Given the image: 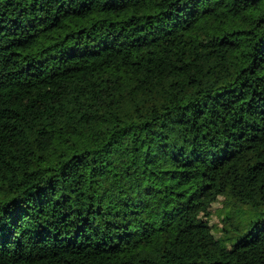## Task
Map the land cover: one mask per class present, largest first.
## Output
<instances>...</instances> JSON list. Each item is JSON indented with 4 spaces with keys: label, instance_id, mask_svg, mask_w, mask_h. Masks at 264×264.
<instances>
[{
    "label": "trees",
    "instance_id": "trees-1",
    "mask_svg": "<svg viewBox=\"0 0 264 264\" xmlns=\"http://www.w3.org/2000/svg\"><path fill=\"white\" fill-rule=\"evenodd\" d=\"M0 264H264V0H0Z\"/></svg>",
    "mask_w": 264,
    "mask_h": 264
},
{
    "label": "rangeland",
    "instance_id": "rangeland-1",
    "mask_svg": "<svg viewBox=\"0 0 264 264\" xmlns=\"http://www.w3.org/2000/svg\"><path fill=\"white\" fill-rule=\"evenodd\" d=\"M218 207L219 204H215L212 209H211V226L213 228V232L218 235L219 234V229L224 226V222L222 221V217L220 215V213L218 212Z\"/></svg>",
    "mask_w": 264,
    "mask_h": 264
}]
</instances>
